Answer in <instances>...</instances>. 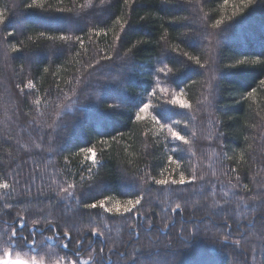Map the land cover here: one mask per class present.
Returning a JSON list of instances; mask_svg holds the SVG:
<instances>
[{
	"label": "trees",
	"instance_id": "16d2710c",
	"mask_svg": "<svg viewBox=\"0 0 264 264\" xmlns=\"http://www.w3.org/2000/svg\"><path fill=\"white\" fill-rule=\"evenodd\" d=\"M5 184L0 228L25 249L264 264V0H0Z\"/></svg>",
	"mask_w": 264,
	"mask_h": 264
},
{
	"label": "rangeland",
	"instance_id": "374dc122",
	"mask_svg": "<svg viewBox=\"0 0 264 264\" xmlns=\"http://www.w3.org/2000/svg\"><path fill=\"white\" fill-rule=\"evenodd\" d=\"M154 88L156 93L161 96H167L170 100V104L184 108L186 105L181 97V94L177 91H170L163 86V83L160 78L154 76ZM144 109V111H141ZM138 112L140 117L149 116V107L147 105L143 106ZM161 123V120H159ZM164 129L167 131L168 135L172 140L176 139L173 133H176L175 127L178 125V121L164 123ZM182 129H185V126H182ZM94 156L91 155L90 160H93ZM68 191V190H67ZM72 199V194L63 190L61 195V203L69 202ZM129 206L120 204L107 203L105 207L110 211L121 212L126 210ZM45 242L39 243L30 249H25L22 246H19L17 243H14L5 236L4 231L0 228V264H75L69 259L62 258L59 254L56 253L57 245L55 244L54 237L44 239ZM31 245V244H30ZM88 260L82 259L79 264H87Z\"/></svg>",
	"mask_w": 264,
	"mask_h": 264
},
{
	"label": "snow or ice",
	"instance_id": "6c2138e0",
	"mask_svg": "<svg viewBox=\"0 0 264 264\" xmlns=\"http://www.w3.org/2000/svg\"><path fill=\"white\" fill-rule=\"evenodd\" d=\"M141 111H144V109H141ZM173 135L175 136L176 139H182V137H180V136H179L178 134H176V133H173ZM89 152H91V149H89ZM93 156H94V154H93ZM179 182H180V183H184V177H183V176L181 177V179H180ZM157 183H166V181H157ZM174 183H175V181H174ZM0 187H5V188H6L7 185H6V184H5V185H0ZM128 203H129L130 206L134 207L135 204H139L140 201H139V200H136L135 202H133V201H129ZM99 206H100V207H104L103 202H101ZM90 207L95 208V207H97V205H96V204H92V205H90ZM130 210H131V208L126 209V211H130ZM13 235H15V233H13ZM5 264H7V262H5Z\"/></svg>",
	"mask_w": 264,
	"mask_h": 264
}]
</instances>
